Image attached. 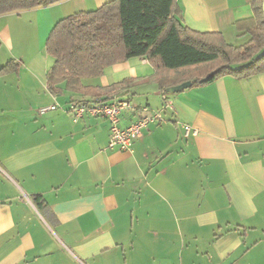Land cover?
<instances>
[{"label":"crops","instance_id":"0c3cea01","mask_svg":"<svg viewBox=\"0 0 264 264\" xmlns=\"http://www.w3.org/2000/svg\"><path fill=\"white\" fill-rule=\"evenodd\" d=\"M110 1L0 15V264H264V72L171 93L173 108L140 57L83 78L97 88L90 94L64 82L51 90L52 28ZM177 3L190 29L220 32L233 45L249 39L237 27L253 16L249 0ZM97 97L162 118L131 151L110 149L107 119L75 121L65 111ZM141 116L123 112L120 125ZM184 125L198 134L186 137ZM35 196L46 205L37 208Z\"/></svg>","mask_w":264,"mask_h":264},{"label":"trees","instance_id":"16d2710c","mask_svg":"<svg viewBox=\"0 0 264 264\" xmlns=\"http://www.w3.org/2000/svg\"><path fill=\"white\" fill-rule=\"evenodd\" d=\"M60 1L0 0V15ZM249 1L253 16L237 23L249 35L241 45L229 44L220 32H198L184 25L177 16V0H112L93 12L62 18L46 41V52L54 58L47 73L49 88L56 92L64 82L68 90L90 94L97 88L83 85V78L100 77L107 67L135 57L153 64V79L168 96V88L188 81L193 87L227 75L243 79L260 74L264 72L263 0ZM34 203L39 209L46 205L42 196H35Z\"/></svg>","mask_w":264,"mask_h":264},{"label":"built area","instance_id":"2783aa9c","mask_svg":"<svg viewBox=\"0 0 264 264\" xmlns=\"http://www.w3.org/2000/svg\"><path fill=\"white\" fill-rule=\"evenodd\" d=\"M167 107L173 108L174 100L169 95H163ZM57 109L56 105L43 108L41 111ZM140 111L142 116L130 123L126 127L120 125L121 115L126 111ZM72 115L74 120H78L84 116L105 118L110 123V138L108 147L110 149H119L123 151H131L135 142L142 137L144 129L152 121H158L162 118L160 112L151 113L148 106H142L137 109L129 100L115 98L106 100L103 98H91L74 100L68 104L65 109ZM185 136L197 135L198 130L190 125H184Z\"/></svg>","mask_w":264,"mask_h":264},{"label":"water","instance_id":"95a60500","mask_svg":"<svg viewBox=\"0 0 264 264\" xmlns=\"http://www.w3.org/2000/svg\"><path fill=\"white\" fill-rule=\"evenodd\" d=\"M263 12H264V0H263ZM208 80H209V78L207 77V78H204L202 81L206 82ZM191 84H192V82L188 81V82H185V83H183V84H181L179 86L170 87V88L167 89V91L170 92V93H177V92H180V91H182L184 89L189 88L191 86Z\"/></svg>","mask_w":264,"mask_h":264}]
</instances>
